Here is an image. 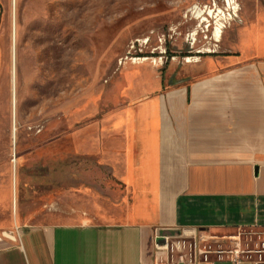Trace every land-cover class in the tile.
Returning <instances> with one entry per match:
<instances>
[{"label": "rangeland", "instance_id": "rangeland-1", "mask_svg": "<svg viewBox=\"0 0 264 264\" xmlns=\"http://www.w3.org/2000/svg\"><path fill=\"white\" fill-rule=\"evenodd\" d=\"M235 1L216 43L215 24L232 13L223 0H0V233L120 224L130 196L114 124L134 104L128 91L143 78L191 80L210 60L264 58V0ZM164 234L187 243L165 262L194 241L264 242L262 229Z\"/></svg>", "mask_w": 264, "mask_h": 264}, {"label": "crops", "instance_id": "crops-1", "mask_svg": "<svg viewBox=\"0 0 264 264\" xmlns=\"http://www.w3.org/2000/svg\"><path fill=\"white\" fill-rule=\"evenodd\" d=\"M201 66L128 91L134 104L114 124L130 196L120 224L0 233V264H170L159 232L264 230V58Z\"/></svg>", "mask_w": 264, "mask_h": 264}, {"label": "built area", "instance_id": "built-area-1", "mask_svg": "<svg viewBox=\"0 0 264 264\" xmlns=\"http://www.w3.org/2000/svg\"><path fill=\"white\" fill-rule=\"evenodd\" d=\"M144 58H133L130 59L131 63L139 62ZM152 60V59H151ZM162 58H160V61ZM157 60L154 59L153 63ZM196 232V231H195ZM162 239L164 244H157L156 241ZM170 237L164 233H158L155 238V249L157 254H164L165 251L169 253L175 252V250L186 248L187 243L178 241L177 243L170 242ZM260 239V238H259ZM261 240V239H260ZM219 249H209L213 245L201 249L196 241L189 243L188 248L190 253L188 256L180 255L177 259L172 262L167 261L170 264H244L249 262L250 264H264V242L258 241L255 243V249H244L240 237H233L229 241L223 240L218 242ZM231 243L230 249H222L223 245ZM216 247V246H215ZM249 247V245H247ZM208 248V249H207ZM167 255V253H166ZM246 255V256H245Z\"/></svg>", "mask_w": 264, "mask_h": 264}, {"label": "bare ground", "instance_id": "bare-ground-1", "mask_svg": "<svg viewBox=\"0 0 264 264\" xmlns=\"http://www.w3.org/2000/svg\"><path fill=\"white\" fill-rule=\"evenodd\" d=\"M223 1L225 3L226 8L227 9L230 8L232 13L229 16H226L224 19H220V21H218L215 24V28L213 29V32H212V38L216 43H219L222 41L224 29L226 28V24L233 21L234 18L238 17V13H239L238 4L235 0H223ZM200 13L202 14L203 12H200ZM208 15L210 16V13ZM202 21H205V19ZM206 52H209V51H206ZM146 61H151V59L146 58L142 60V62H146ZM196 61L197 60H189V59L186 60L187 63H192ZM5 235L13 237L11 233H5Z\"/></svg>", "mask_w": 264, "mask_h": 264}, {"label": "water", "instance_id": "water-1", "mask_svg": "<svg viewBox=\"0 0 264 264\" xmlns=\"http://www.w3.org/2000/svg\"><path fill=\"white\" fill-rule=\"evenodd\" d=\"M157 244H164V241L162 239H159L156 241Z\"/></svg>", "mask_w": 264, "mask_h": 264}]
</instances>
